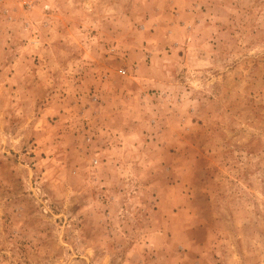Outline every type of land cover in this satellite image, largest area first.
<instances>
[{
  "label": "rangeland",
  "instance_id": "374dc122",
  "mask_svg": "<svg viewBox=\"0 0 264 264\" xmlns=\"http://www.w3.org/2000/svg\"><path fill=\"white\" fill-rule=\"evenodd\" d=\"M0 264H264V0H0Z\"/></svg>",
  "mask_w": 264,
  "mask_h": 264
}]
</instances>
